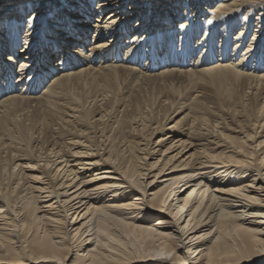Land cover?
Returning <instances> with one entry per match:
<instances>
[{
    "label": "bare ground",
    "instance_id": "obj_1",
    "mask_svg": "<svg viewBox=\"0 0 264 264\" xmlns=\"http://www.w3.org/2000/svg\"><path fill=\"white\" fill-rule=\"evenodd\" d=\"M36 3L0 0V264H264V0H44L77 55L9 60ZM178 76L187 108L129 109Z\"/></svg>",
    "mask_w": 264,
    "mask_h": 264
},
{
    "label": "snow or ice",
    "instance_id": "obj_2",
    "mask_svg": "<svg viewBox=\"0 0 264 264\" xmlns=\"http://www.w3.org/2000/svg\"><path fill=\"white\" fill-rule=\"evenodd\" d=\"M153 7L160 10H170L173 6V0H151ZM44 0H37V3L33 5V11H36L38 4H43ZM31 16V13H29ZM40 13L36 11V17L33 20H29L27 17L24 20V24H32L27 29L28 34L23 37L21 42L17 45V51L24 49L22 56H17L15 53L12 54L8 59H15L17 63L23 57L29 58V63H34L35 58H45L52 61L53 64L56 62L64 61L69 57L77 55V49L80 47L79 37L81 32L79 31L80 17L69 11H62L51 19L45 21L41 28L38 29L35 24L36 20H39ZM186 18V17H184ZM120 17L117 16L113 23H117ZM123 22V21H121ZM133 24H143L144 21L140 17H135L132 21ZM179 27H183V23H179ZM39 36V45L37 46V34ZM27 41L25 43L24 41Z\"/></svg>",
    "mask_w": 264,
    "mask_h": 264
},
{
    "label": "rangeland",
    "instance_id": "obj_3",
    "mask_svg": "<svg viewBox=\"0 0 264 264\" xmlns=\"http://www.w3.org/2000/svg\"><path fill=\"white\" fill-rule=\"evenodd\" d=\"M262 10H264V8L262 9ZM263 17H264V15H263ZM93 23H91V25H92ZM231 39H232V37H231ZM96 42H99V41H96ZM91 42L90 43H88V44H86V46H85V48H86V51H84V53L83 54H86L87 55V53L89 54V52L91 51ZM242 53L243 52H241L240 53V56L242 55ZM193 64H194V62H193ZM84 67H82V69H83ZM198 70H199V68H198ZM59 73L60 72H57V74L55 75V76H58L59 75ZM177 75H179V74H177ZM55 76H53V77H55ZM175 76H176V74H175ZM179 77V76H178ZM173 78V79H169V81H167V83H164L163 81H159V82H156L153 86H152V88H146V89H149V91H147L148 92V94L147 93H139V91L138 90H136L135 91V95H134V97H133V99H129L127 96L129 95V93H131V90H132V88H134V86L135 85H129V84H126V83H129L128 81H131L129 78H124V79H121L120 80V82H124L121 86V89L120 90H122V89H124L125 88V90L124 91H129V93L128 94H124L125 96H123L122 95V93L120 92V95H121V97L120 98H126L127 97V101H129V104L130 105H132V107H130L129 109H133V102L134 101H136V100H138V101H145L146 99H149V98H157V100L159 101H157V104H156V107L158 108L157 109V111L156 112H158V110L160 111V116H162L163 115V113L161 112V111H163V109H166L167 108V105L166 104H163V103H161V101H163L164 100V96L165 95H167L168 93L169 94H171L170 92H172V93H174V94H176V95H174V97L171 99L172 101L173 100H175V101H177L176 103L177 104H180V103H182V102H187L186 103V105H184L185 106V108H187V106L190 104V102L191 101H188V100H181L180 98H179V92L181 93V95L182 94H184L185 93V86L187 85V83H186V79H182V78ZM50 79V78H49ZM51 79H53V78H51ZM50 79V80H51ZM182 79V80H181ZM49 80V81H50ZM128 80V81H127ZM179 80V81H178ZM48 81V82H49ZM53 80H51L49 83H48V86L50 85V83L52 82ZM171 81V82H170ZM119 82V83H120ZM163 82V83H162ZM121 84V83H120ZM163 84V85H162ZM165 84V85H164ZM126 85H128V86H126ZM182 85V86H181ZM181 86V87H180ZM93 87V86H92ZM183 87V88H182ZM207 88H206V92H207V99L208 100H211V101H214V94L215 93H217L218 92V90L216 89V87L215 86H212V85H210V86H206ZM128 88V89H127ZM127 89V90H126ZM86 90V89H85ZM91 87H89L88 88V91L89 92H91ZM109 91H111V92H113V90H110L109 89ZM77 92V91H76ZM80 92H82V91H80ZM164 95V96H163ZM43 96V90L42 91H40L37 95H34L33 96V98H40V97H42ZM163 96V97H162ZM193 98H195V96L194 97H192V99ZM40 101H41V99H39ZM44 100L42 99V102H43ZM40 102L39 101H34L33 102V105H32V109H31V112H33V114H34V116H33V119H37V118H39L40 117V110H39V107L37 106V104H39ZM62 102H60V104H61ZM44 104V103H43ZM127 104V103H126ZM35 106H37V108L38 109H36L35 108ZM159 106V107H158ZM179 108H181V107H179ZM162 109V110H161ZM178 108H177V105H175V107H174V109L172 110V113L174 112V111H176ZM180 110L181 109H179V110H177V113L176 114H174L173 115V119H172V121L171 122H167V124H170V125H168V127L170 128V129H168V131H171L172 129H173V127L175 126V124L179 121V120H183V118H184V116L188 113V111L187 112H185L184 114H179L180 113ZM36 116V117H35ZM120 117H121V114H120ZM23 118V117H22ZM27 124H29V122L27 123ZM167 128V127H166ZM161 137H155V138H153L152 140H154V141H157V140H159ZM155 161V159L154 160H150V159H148L147 160V162L148 163H151V162H154ZM157 161V160H156ZM107 169H108V167H107ZM151 177V176H150ZM150 177L148 178V180L150 179ZM150 181H153V179L152 180H150ZM149 181V182H150ZM157 181V180H156ZM160 181V180H159Z\"/></svg>",
    "mask_w": 264,
    "mask_h": 264
}]
</instances>
